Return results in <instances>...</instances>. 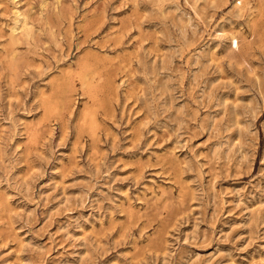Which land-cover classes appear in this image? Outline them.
Listing matches in <instances>:
<instances>
[{
  "label": "rangeland",
  "instance_id": "obj_1",
  "mask_svg": "<svg viewBox=\"0 0 264 264\" xmlns=\"http://www.w3.org/2000/svg\"><path fill=\"white\" fill-rule=\"evenodd\" d=\"M0 264H264V0H0Z\"/></svg>",
  "mask_w": 264,
  "mask_h": 264
}]
</instances>
